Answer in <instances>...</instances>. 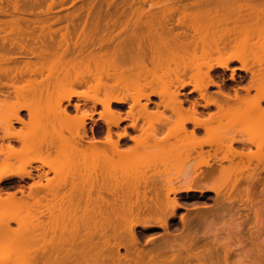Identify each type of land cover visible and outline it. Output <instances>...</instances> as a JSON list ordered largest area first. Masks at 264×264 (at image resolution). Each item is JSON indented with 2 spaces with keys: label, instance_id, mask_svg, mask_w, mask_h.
<instances>
[{
  "label": "bare ground",
  "instance_id": "6f19581e",
  "mask_svg": "<svg viewBox=\"0 0 264 264\" xmlns=\"http://www.w3.org/2000/svg\"><path fill=\"white\" fill-rule=\"evenodd\" d=\"M127 1L118 16L102 2L105 16L91 17L88 3L87 18L67 14L59 29L63 18L31 20L19 15L27 11L20 2L0 5L1 15H19L0 19V243L11 241L0 257H17L0 264H228L233 245L206 248L196 234L209 212L182 217L183 236L170 232L184 208L177 197L191 193H216L221 210L237 207L238 226L253 220L264 228V136L254 134L264 132V50L251 48L264 49V0ZM249 57L258 67H247ZM238 70L251 82L232 98L224 87ZM213 86L220 98L210 95ZM239 123L255 126L253 135L238 137ZM151 156L159 157L132 173L128 159ZM244 158L257 159L250 174L246 164L235 167ZM20 208L36 210L22 218ZM242 208L254 218L243 219ZM140 225L170 238L143 245ZM248 230L235 238L239 252L264 264L261 236Z\"/></svg>",
  "mask_w": 264,
  "mask_h": 264
},
{
  "label": "rangeland",
  "instance_id": "374dc122",
  "mask_svg": "<svg viewBox=\"0 0 264 264\" xmlns=\"http://www.w3.org/2000/svg\"><path fill=\"white\" fill-rule=\"evenodd\" d=\"M15 1L16 2H18V4H19V2H20V4H21V6L23 7V8H25L27 11L25 12V14L23 13V14H19V15H21V16H24V17H26V18H28V19H31V20H35V19H37V18H46V17H51L52 19L53 18H63V22H61V23H58V24H55L53 27H54V29H59V28H62L65 24H66V21H65V19H66V17L68 16V15H70V14H73V13H76V12H79L80 13V15L83 17V19H85V17L87 18V15H88V10H87V8L88 7H90L91 8V5H89V4H92V5H94V6H92V8H94V9H92V11H91V17H93V16H95V15H102V16H105L104 14H105V12H104V10H105V8H107V10H108V14H112V12H117V9H116V6H118L119 4H121L124 0H36V2H34L35 0H0V5L1 6H3V7H6L7 9L9 8V7H11L14 3H15ZM38 1H39V3H38ZM91 1V2H90ZM149 2L148 3H150L151 2V0H148ZM14 2V3H13ZM24 2H27L26 4L24 3ZM102 2H104V3H102ZM108 2H111V4H112V6L114 7H112L111 6V4L110 3H108ZM127 2H132V0H128ZM13 3V4H12ZM30 3V4H29ZM53 3V4H52ZM89 3V4H88ZM99 3H102V5H104V7L107 5L108 6V4H110V6L112 7H110V6H108V7H105L104 9L102 8V5L101 4H99ZM106 3V4H105ZM113 3H114V5H113ZM51 4V5H50ZM87 4V5H86ZM11 5V6H10ZM31 5V6H30ZM54 5H56L55 7H54ZM50 6H53V7H50ZM49 7L51 8V9H49ZM84 8L83 10H82V12L80 11V9L81 8ZM101 7V8H100ZM110 7V10L112 11L111 13H109V8ZM145 8L146 9H148L149 8V4H146L145 5ZM11 9H12V7H11ZM10 9V10H11ZM30 9V10H29ZM103 9V10H102ZM9 10V11H10ZM31 10H33V13L31 12ZM50 11L51 10V12H47L46 13V11ZM87 10V11H86ZM41 11H44L43 13H44V15H43V13L41 12ZM106 11V10H105ZM128 11H130V10H128ZM12 12V11H11ZM29 12V13H28ZM39 12V13H38ZM97 12H98V14H97ZM32 13V14H31ZM51 13V14H50ZM107 13V12H106ZM15 14H16V16H15ZM15 14H13V15H1L0 14V19L1 20H10V19H13V18H15V17H17V16H19L18 15V13H15ZM68 14V15H67ZM107 14V15H108ZM42 15V16H41ZM113 15V14H112ZM116 15L118 16V15H120V13L119 12H117L116 13ZM113 16H115V14L113 15ZM35 18V19H34ZM38 20V19H37ZM61 26V27H60ZM52 27V28H53ZM256 39V38H255ZM254 39V40H255ZM258 40L256 39V42H257ZM255 42V41H254ZM253 42V43H254ZM258 47H261V46H258ZM252 48V50L254 51H252V53H257V51L258 52H260L261 51V53H262V51L264 50V49H256V46L255 47H251ZM250 48V49H251ZM254 48V49H253ZM263 48V47H262ZM250 49H249V51H250ZM198 56L200 57L201 55H203V53H202V50L201 49H199L198 51ZM251 53V52H250ZM201 59H202V57H200ZM200 58H199V60H200ZM264 60V59H263ZM256 61H257V59H253V57H249L248 59H247V62H246V64H247V67L248 68H254V67H256L257 65H258V63H256ZM200 62H201V60H200ZM257 64V65H256ZM235 66H240V64H235ZM258 67V66H257ZM150 68H151V66H150ZM171 68L173 69V68H175V65H173L172 64V66H171ZM238 74H245V73H242V72H238ZM229 75L230 74H228V77H229ZM164 81H166V80H164ZM191 88H188V90H190ZM187 90V91H188ZM215 90H217L216 88H212L211 89V92L212 91H215ZM255 93V91H252V94H254ZM230 93L233 95L234 94V92H232V91H230ZM214 95H217V93H213ZM239 95H245V90L243 89V90H240L239 91ZM154 99V101L156 102V101H158V99L157 98H153ZM166 114V116H170L171 115V113H168V112H166L165 113ZM208 116V114L206 115V116H204V117H207ZM156 117V116H155ZM157 117H158V115H157ZM254 117H255V115H254ZM257 117V116H256ZM26 118V120H28V117H25ZM156 120H157V118H156ZM155 120V121H156ZM154 121V120H153ZM225 122H226V120H225ZM225 122H224V124H225ZM229 123V122H228ZM240 124V126H238ZM239 124H237V127H234V128H236L235 130H237L238 132H236V134H237V136L239 137V136H244V134H246V137L249 135H247V133L249 132V131H247V130H250L251 132H253L252 130L253 129H255V126L253 127V129L251 130V129H249V127H247L245 124V127H243V125H242V123H239ZM241 125H242V127L243 128H241ZM148 126V125H147ZM250 126V125H249ZM252 126V125H251ZM250 126V127H251ZM16 127H18V126H16ZM58 127V126H57ZM233 127H232V129H233ZM247 127V128H246ZM261 127V126H260ZM59 128V127H58ZM246 128V129H245ZM18 129H20V126L18 127ZM245 129V132L243 131ZM257 129V128H256ZM262 129V128H261ZM263 130V129H262ZM241 131V132H240ZM255 132H254V134H260V133H263V136H264V132H262L261 130L258 132V130L256 131V130H254ZM240 132V133H239ZM247 132V133H246ZM250 133V132H249ZM168 134V129H166V130H164V132H163V135L162 136H165V135H167ZM251 135L250 136H252L253 134L252 133H250ZM206 134H205V132H202V133H200L199 135H198V138H203V137H207V135L205 136ZM262 136V137H263ZM245 136L243 137V138H246ZM254 137V136H253ZM252 137V138H253ZM257 137V136H256ZM258 137H261V136H258ZM248 138H249V136H248ZM259 138H257V140H258ZM261 139V138H260ZM256 140V139H255ZM177 141V139L176 138H174V137H171L170 139H169V143L170 144H172V143H174V142H176ZM261 141V140H260ZM237 149H239L240 150V148H238V146H237ZM254 150H258V149H256L255 147L254 148H252V152H254ZM255 151V152H256ZM248 152V151H247ZM261 153V152H260ZM262 154V153H261ZM263 155H264V148H263ZM146 157V156H145ZM138 158V160H137V158L135 159V161H134V159L132 158V159H128V161H130V164H129V162L127 161V160H125V161H123V163H125L126 161V163L127 164H129V167L130 168H132V169H129V173L130 172H132V171H134V172H132V173H135V171L137 172V170L138 171H140V170H143V169H145V168H148V164H152L153 162L152 161H154V160H157V158L159 157V156H157L155 159H154V157L153 156H151L150 158H149V160L148 159H146V158ZM153 157V158H152ZM199 161H198V163L201 161L200 159H198ZM172 161V160H171ZM238 161H239V163H238ZM169 162V163H168ZM166 164H167V168H169V173H171V172H175V167H174V165H173V163L171 162V164H170V160L168 161ZM240 162H241V164L243 165V164H246V165H249V168H248V166H247V168H248V170H246L247 168H246V165H245V173L246 174H250L251 172H252V169L251 168H253V166H254V164L255 163H257V159H254V160H252V162H250V161H248L247 159H243V160H238L237 159V164H238V166L236 165L235 167L237 168V169H239L240 170V168H241V170H244L243 169V167L241 166V164H240ZM239 164H240V168H238L239 167ZM124 165V164H123ZM131 165V166H130ZM169 165V166H168ZM223 165H228V163H226V162H223ZM128 165H126L125 167H127ZM143 166H145V167H142ZM142 169H141V168ZM260 167H262V166H260ZM136 170H135V169ZM140 168V169H139ZM153 169L154 168H151V170H149V171H147V173H148V175L150 176V174H152L151 176H154L153 174ZM174 171H173V170ZM132 170V171H131ZM264 171V170H263ZM262 170H261V168H260V175H259V180L260 181H262V182H264V172H263ZM155 172V171H154ZM174 174V173H173ZM173 174L171 175L170 174V176H173ZM165 175V174H164ZM167 177H169V175L167 176ZM49 178L50 179H54L55 178V174L54 173H51L50 175H49ZM261 182V183H262ZM216 183L217 184H219V182H217V181H215V182H210L209 184H207V182H206V184L204 185V187H206V186H215L216 185ZM260 183V184H261ZM259 184V187H258V189H262V186ZM243 188H245V183H243L242 185H241ZM247 186V185H246ZM143 190V189H142ZM260 191V190H259ZM164 194H166L165 193V191H164ZM149 195V194H148ZM259 195H261L260 193H258V196L257 197H259ZM151 197H153V195H150ZM175 196H173V195H171V198H174ZM180 197V198H179ZM184 197V198H183ZM183 197L182 196H178L177 198L178 199H180L179 201H180V203H182V205L184 206V208L182 209V208H180L179 210H178V212H177V216L175 217V218H173L172 220H170L171 222H170V225H171V227H172V229L170 230V232L171 233H173L174 235H176L177 234V236H183V233L185 232L184 231V228H183V225H181L182 223H181V218L182 217H184L185 216V218H187V219H185V220H189V219H191V220H196L197 219V216H198V214L197 213H199V211L200 210H204L205 212H209V214H207V216H206V219H203L204 221H202L201 222V224H202V226H201V224L200 225H197L196 226V228H195V230L197 231V236L198 237H201L202 238V240H203V237H204V240H203V243H204V241H205V243L207 244V246H205L206 248L208 247H211V246H218V245H224L225 243V245H229V244H231V245H233L232 246V251H235V252H232V253H236V254H233L232 256H231V258L228 260L229 262H227L228 264H254V262L252 261V263H249L251 260H252V258L249 256V257H247L248 255H245L247 258H249V259H247L246 257H244V255L242 254V253H240L239 252V250L240 249H242V247H243V245H239V243L237 242V239H241V240H243V235H242V233H244L245 235H247L248 236V234H249V230L248 229H251L255 234H257V235H259L260 234V236H261V240L259 241V242H261V243H263L264 244V228L262 229V228H260L259 229V227L260 226H255V224L253 225V224H251V226H250V222L252 223V221L253 220H249L247 223H249V224H246V225H242V226H238L237 225V222L238 221H236V215L238 214V212H237V207L235 206H231V208L229 207V209H225V210H221V208L219 207V206H221V203L219 204V203H217L216 201H218V197H217V195H216V193L214 194V193H212V192H209V193H205L203 196H201V194H195V193H191L190 195H187V194H184L183 195ZM217 197V198H216ZM261 197V196H260ZM259 197V198H260ZM135 200H136V197L134 198ZM260 200V199H259ZM221 201V200H220ZM260 204V203H259ZM261 204H263L264 205V203H262L261 202ZM260 204V205H261ZM211 205V206H210ZM263 205H261V206H259L260 208H263L262 206ZM35 206H37V205H33V208L35 207ZM209 206V207H208ZM39 207V206H38ZM199 209H198V208ZM202 207V208H201ZM219 207V208H218ZM37 208V207H36ZM36 208H35V210H36ZM41 208V210H44L45 208H42V207H40ZM40 208H38L37 210H38V212L40 211ZM188 208V209H187ZM211 208H212V210H211ZM26 209L27 208H25V209H23L22 208V210H21V208H20V211L21 212H19V209H18V211H16L15 210V212H17V214H20L21 213V217L22 218H24V216H26V215H28L26 212L27 211H29L28 209H27V211H26ZM23 210H25L24 211V213H23ZM35 210H33V209H31V211H29L30 213L31 212H35ZM218 212H217V211ZM189 211V212H188ZM212 211V212H211ZM222 212V214H221V212ZM230 211V212H229ZM249 211V212H248ZM34 212H33V214H34ZM38 212L36 211V213L38 214ZM35 213V214H36ZM231 213V214H230ZM239 213H240V215L242 216V218L243 219H253L254 217L252 216V214L255 216V212L254 211H251L250 212V210L249 209H241L240 211H239ZM24 214V215H23ZM197 214V215H196ZM219 214V215H218ZM227 214V215H226ZM246 214V215H245ZM192 215V216H191ZM221 215V216H220ZM222 215H224V217H222ZM195 216V217H194ZM246 216V217H245ZM222 217V218H221ZM207 218H209V219H207ZM231 218V219H230ZM152 223V221L151 222H147L146 224H148V225H150ZM172 223V224H171ZM206 223V224H205ZM155 223L153 222V224L152 225H154ZM206 225V226H205ZM141 226V225H140ZM135 226V230H134V232H136L135 234H137L139 237H141V241H142V243H143V245H145L146 244V246H148L147 245V243L146 242H148L149 240H157L159 237V240L161 241V240H163L164 239V236H165V238H167L166 236H168V238H170L169 236V232L167 233L166 231H165V229L163 230V228H150V229H148V230H145L144 228H143V226ZM250 226V227H249ZM12 227L13 228H17L18 226H17V224H15V223H12ZM201 227V228H200ZM255 229H253V228ZM143 228V229H142ZM175 228V229H174ZM177 228V229H176ZM203 228V229H202ZM126 229V228H125ZM128 229V228H127ZM174 229V230H173ZM182 229V230H181ZM177 230V231H176ZM259 231L258 233H257V231ZM146 231V232H145ZM261 231V232H260ZM145 232V233H144ZM166 232V233H165ZM199 232V233H198ZM156 233V234H155ZM246 233H248V234H246ZM262 233V234H261ZM167 234V235H166ZM178 234H180V235H178ZM205 235V236H203V235ZM233 235H235V237L233 236ZM237 235L239 236L237 239H236V241H235V238L237 237ZM128 236V235H127ZM179 237V238H180ZM205 237H206V239H205ZM232 237V238H231ZM242 237V238H241ZM127 238L128 237H126L125 236V238H124V242H128V241H130L129 240V238H128V240H127ZM156 238V239H155ZM234 238V239H233ZM231 239V240H230ZM179 240V239H178ZM158 241V240H157ZM208 241V242H207ZM4 244H3V243ZM1 243H0V248L2 249L3 247H5V245L7 244V242H9L8 244H10L11 243V241L10 240H5V241H2ZM212 243V244H211ZM8 244L6 245V246H8ZM210 244H211V246H210ZM214 244V245H213ZM235 244V245H234ZM238 244V245H237ZM209 245V246H208ZM10 246V245H9ZM8 246V247H9ZM210 248V250H208V251H205V253L206 252H208L207 254H209V251H211L212 249H214V248ZM7 248V247H6ZM4 249V248H3ZM2 249V250H3ZM10 249V248H9ZM237 250V251H236ZM6 251H7V249H6ZM124 251L125 250H122V254H125L124 253ZM246 253L248 252V254H251V255H253V254H255V252H253V251H251V247L250 246H248L245 250H244ZM1 252H3V251H1ZM5 252V251H4ZM3 252V253H4ZM8 252V251H7ZM244 252V254H246ZM252 252V253H251ZM203 253V252H202ZM204 254V253H203ZM207 254H204V255H206V257H207ZM240 254H242L241 256H240ZM184 255H187V254H185L184 253ZM237 255H239V256H237ZM0 256H1V253H0ZM9 256H12V258L13 259H16L17 257H16V255H14V254H12V255H7V254H3L2 255V257H0V260H1V258L3 259L4 257H6V259H7V257H9ZM29 257V256H28ZM27 257V258H28ZM11 258V259H12ZM10 259V260H11ZM12 259V260H13ZM22 261L24 260V258H20ZM4 260V259H3ZM7 261H9V259L7 260Z\"/></svg>",
  "mask_w": 264,
  "mask_h": 264
},
{
  "label": "flooded vegetation",
  "instance_id": "af4514ba",
  "mask_svg": "<svg viewBox=\"0 0 264 264\" xmlns=\"http://www.w3.org/2000/svg\"><path fill=\"white\" fill-rule=\"evenodd\" d=\"M238 72H242V73H245V74H238ZM229 74L231 75V73H229ZM230 75H229V77H227L226 87H224V91L230 97L234 98L236 93L239 95V91L240 90H243V89L245 90L249 86V84L251 82V75L249 73H246V72L240 71V70L237 71L234 80H232L230 78ZM212 88H216L217 90L211 92ZM190 91L191 90H188V91H186V93H189ZM230 91L234 92V94L232 95L230 93ZM219 92H220V89L213 86V87L210 88V92L209 93H210V95L214 96L215 98H218V97L220 98L221 96H220ZM213 93H217V95H214ZM245 95H246V92H245ZM239 96L242 97L244 95H239Z\"/></svg>",
  "mask_w": 264,
  "mask_h": 264
}]
</instances>
